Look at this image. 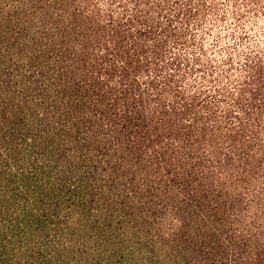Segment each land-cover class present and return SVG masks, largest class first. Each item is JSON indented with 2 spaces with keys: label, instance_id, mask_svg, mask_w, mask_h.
Listing matches in <instances>:
<instances>
[{
  "label": "trees",
  "instance_id": "1",
  "mask_svg": "<svg viewBox=\"0 0 264 264\" xmlns=\"http://www.w3.org/2000/svg\"><path fill=\"white\" fill-rule=\"evenodd\" d=\"M0 264H264V0H0Z\"/></svg>",
  "mask_w": 264,
  "mask_h": 264
}]
</instances>
